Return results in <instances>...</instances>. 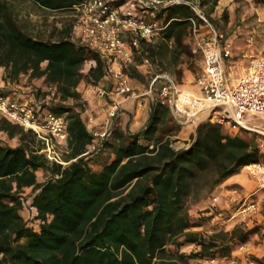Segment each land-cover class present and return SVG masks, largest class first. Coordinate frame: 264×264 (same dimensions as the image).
<instances>
[{"label":"trees","instance_id":"16d2710c","mask_svg":"<svg viewBox=\"0 0 264 264\" xmlns=\"http://www.w3.org/2000/svg\"><path fill=\"white\" fill-rule=\"evenodd\" d=\"M82 1L0 0L4 81L21 83L28 76L30 95L38 102L54 94L50 109L67 115L70 134L66 165L41 154L45 146L33 131L5 118L0 122L1 130L20 140L17 147L0 146V264H189L218 253L231 255L249 241L251 231L243 224L211 236L192 231L202 223L191 217L189 204L264 159L256 136H232L222 125L206 121L189 147L177 149L181 121L158 95L143 130L123 128L115 118L110 136L96 138L82 116L78 88L83 81L99 85L109 74L107 60L73 40L72 23L33 30L24 13L29 3L45 14H71ZM210 1L216 5L220 0L201 4ZM164 15L170 25L155 38L160 41L142 40L141 50L166 68L168 58L178 64L189 53L186 39L194 21L198 27L203 22L186 4L163 9L157 18ZM91 61L95 66L86 71ZM36 80L51 88L44 98ZM96 143L97 149L88 153ZM39 170L50 172L46 181H38ZM27 188H32L30 204L23 197ZM28 208L34 211L31 219L23 213ZM190 244L198 250L182 251Z\"/></svg>","mask_w":264,"mask_h":264},{"label":"built area","instance_id":"2783aa9c","mask_svg":"<svg viewBox=\"0 0 264 264\" xmlns=\"http://www.w3.org/2000/svg\"><path fill=\"white\" fill-rule=\"evenodd\" d=\"M115 1L83 0L74 6L78 20L73 40L98 52L107 60V77L113 83L111 91L102 84L97 86L98 96L111 97L112 102L105 127L94 132L96 138L102 140L110 136L109 120L119 114L122 98L134 93L131 77L125 66L134 62L136 54H140L143 56L144 66L152 73V89L160 86V100L172 107L181 122L185 118L187 122L198 121L196 124L199 126L202 121L199 117L208 113L211 121L230 131L239 133L240 130H245L264 139V56L253 60L247 72L231 84L227 76L226 61L233 55L232 45L210 19L200 0H128L119 6ZM181 4L191 6L203 22L198 27L194 21L193 32L205 54L204 72L197 80L199 89L197 92H188L186 99H183L185 91L176 77L159 70L150 56L141 50L142 40H154L170 25V22L161 24L156 20L148 21L146 15ZM137 10L143 15L137 14ZM87 64H90V68L95 66L94 61ZM53 95L36 102L13 98L0 88V113L11 123L26 131H33L43 142V152L49 160L64 163L58 158L55 148L57 145L68 144L69 119L66 114L59 115L50 109ZM260 147H264V141L260 143ZM96 149L97 143L90 147L88 153ZM242 171L247 172L259 188L248 194L238 186L220 185L219 190L216 192L217 188L210 195L207 211L210 213L212 228L207 230V235L215 233V224L223 227L239 223L250 225L252 216L260 211V202L255 200V196L264 192V159L246 165ZM222 197L233 206L226 217L217 205ZM237 248L246 252L250 250L248 242L240 243ZM202 260L206 264H257L253 258L243 262L238 257L219 253Z\"/></svg>","mask_w":264,"mask_h":264},{"label":"crops","instance_id":"0c3cea01","mask_svg":"<svg viewBox=\"0 0 264 264\" xmlns=\"http://www.w3.org/2000/svg\"><path fill=\"white\" fill-rule=\"evenodd\" d=\"M233 0H220V6L219 8L228 9L231 10L234 7L237 8V5L235 2H232ZM257 12L260 13V16L262 19H264V10L256 8ZM225 11V10H224ZM212 20V19H211ZM213 21V20H212ZM210 37V36H208ZM198 39V38H197ZM227 39L229 43L232 45V52L233 55L230 59L226 61V70H227V76L231 82V84L235 83L242 75H244L248 68L251 65L252 57L258 55V53H261L264 51V48H258V45L252 46V28H238L235 30H232L227 34ZM128 65V64H127ZM205 66V62H204ZM140 71L143 73L144 64H140L137 66ZM148 68V67H147ZM143 69V70H142ZM149 69V68H148ZM150 71V69H149ZM4 75H5V68L0 66V88L3 92L10 95L13 98H18L21 100H30V101H36L35 97H32L30 95V92L32 90L31 86H20V83H6L4 81ZM192 75H190L189 71H185V83L180 84L181 88L185 91L186 89H189L190 91L197 92L198 86L197 83L192 82ZM23 79H28L27 76H23ZM25 80V81H26ZM235 81V82H234ZM23 82V80H22ZM132 85L134 87V95L126 98H122L121 100V106L120 111L117 117L111 118L108 123L109 129H111V125L113 120L116 121L114 123H119L117 125H121L123 128H128L133 132H139L143 130L151 117L152 114V106L156 99V94L153 92V89L145 91L141 90L139 93H135V84L134 81L131 78ZM100 84L106 86L108 90L113 89V83L110 80L109 77H106ZM158 85V90H159ZM20 88H23V90H20ZM51 88H49L50 91ZM78 90L82 93L83 99V109H82V116L86 120V123L90 130L93 132H96L98 130H102L105 127L106 120H108V109L109 104L112 102L111 97L106 98H100L99 96L94 94V90L86 87L79 86ZM30 91V92H29ZM11 93L17 94L12 95ZM151 94V95H150ZM42 101V98L39 99V102ZM128 116V117H127ZM208 118V113H203L199 119L205 120ZM4 119L3 115L0 113V122ZM198 122V121H197ZM196 122V123H197ZM195 122H187L181 129L179 133V137H182L184 139H187L189 135L194 134L196 131V128L198 125ZM230 135L236 136L239 133L230 131ZM10 136L7 132L0 129V146H12L17 147L20 144H10L9 141ZM67 163V162H66ZM42 173V174H41ZM44 170L42 172L38 171V181L44 182L46 180H43L41 178H44L45 175H47V179L50 176V172L45 174ZM49 174V176H48ZM231 186H238L240 187L244 192L251 194L252 193V178L251 176L245 172L241 171L238 174H235L234 176L230 177L225 183L222 184L221 187H231ZM27 190H30L32 192V188H27ZM219 190V188L216 190V192ZM31 192L28 196V204L32 202L31 198ZM210 204V196L203 197L200 201L195 202L192 204L191 208L189 209L191 217L194 220H199L202 225L199 227H194L191 230L192 231H199L202 232L204 230V223L203 220L208 221V225H211L209 221L210 213H208L207 209ZM218 209L220 211H223L224 217L228 216V214L233 210V206H231L226 198L222 197L220 201L218 202ZM29 214H33L34 211L28 210ZM201 212V213H200ZM24 215L26 216L27 209L24 210ZM203 215V216H201ZM204 217V218H203ZM233 224L225 225L224 227L220 225V227L225 228L226 230H229L231 227H233ZM210 227V226H208ZM249 251H241L238 248L233 250L230 256L238 257L243 262H246L248 258H253L257 261V264H264V261L260 263L259 261H262L264 257V253L257 254L256 252H252V238L249 239ZM198 246L196 244H190L186 245L182 248V251H189L193 252L198 250ZM191 264H206L205 261L195 259L191 262Z\"/></svg>","mask_w":264,"mask_h":264},{"label":"rangeland","instance_id":"374dc122","mask_svg":"<svg viewBox=\"0 0 264 264\" xmlns=\"http://www.w3.org/2000/svg\"><path fill=\"white\" fill-rule=\"evenodd\" d=\"M201 1V0H200ZM232 2H235L237 5V8L234 7L231 10L224 9L223 6L222 8L218 9V6H220V3L214 5L213 1H210L204 6V10L207 12L209 15L210 19L213 20V23L218 27V29L225 35L227 38V34L231 32L232 30L238 29V28H252V46L258 45V48L263 49L264 48V19L260 16V13L257 12L256 8L258 9H263L264 10V0L259 1V0H233ZM24 13L28 17V20L30 21V24L32 25V28L36 30H44L47 27H51L55 23H57L60 27L63 26L65 22L67 23H72L73 24V30L74 27L77 24V12H72L71 14L69 13H61V12H54L51 14H45L44 12H41L37 8L29 5V3H26L24 6ZM30 13V15H29ZM137 14L143 15L141 11H136ZM157 12L151 13L149 15H146V18L148 21H158L161 24H164L167 22V15H164L161 18H157ZM48 30H51V28H48ZM153 41V40H152ZM160 40L155 39L153 42L158 43ZM151 42V41H149ZM186 44L190 46V51L188 54L182 55L181 59L179 60L178 64H170L171 57L166 60L167 67L165 68L164 65H162L158 59L154 60V63L158 66V69L164 72H168L172 74L173 76L176 77L177 81L180 84L185 83V71H189L190 75H192V82L197 83V80L199 77L203 74L204 72V62H205V54L203 52V49L201 48L199 44V40L197 39V35L192 31L189 37L186 39ZM149 54V53H148ZM264 56V51L261 53H258V55L252 57V60H255L257 58H260ZM143 63V58L140 56V54H136V58L134 62L128 64L125 66L126 72L131 76L132 80L134 81V86H135V93H139L141 90H151L152 89V73L149 71V69L146 67L144 68L143 73L140 71V69L137 67L138 65ZM90 69V64H87L85 67L86 71H89ZM135 70H137V74H142L141 76L136 75ZM143 70V69H142ZM132 74L136 75V77H132ZM28 78V76H27ZM23 82H21L19 85L20 86H28L29 80L23 79ZM26 80V81H25ZM35 86L40 88L41 95L44 98L45 95L47 94L46 92H49V88L45 86V83L43 80H36L35 81ZM82 87L90 88L94 90V94L98 96L97 92V86L98 85H93L87 81H83L81 84ZM20 90H23V88H20ZM185 91H190L189 89H186ZM30 92V91H29ZM153 92L157 93L156 98L159 95L158 88H153ZM46 93V94H45ZM134 95L131 94L130 96ZM151 95V94H150ZM130 96H125L124 98H128ZM33 97V96H32ZM82 103V102H81ZM110 106V104H109ZM108 106V107H109ZM128 117V116H127ZM206 121H211L210 118H207L205 120H202L199 125L203 122ZM213 122V121H212ZM187 123L185 118H182V127ZM198 128V127H197ZM196 128V130H197ZM225 132L228 134L230 133V130L226 127H223ZM180 133V132H179ZM178 135L175 137L174 141V146L177 149L181 148H187L189 147L192 142H193V135H189L187 139H184L182 137H179ZM243 137H249V136H256L257 139V144L259 146V149L261 151V154L264 157V147H260V143L264 141L263 138H259L258 135L252 132H248L245 130H240L239 134ZM9 141L11 142L10 144L15 145L20 144L19 136L15 137H10ZM56 153L58 158L66 163L64 161V158L67 154V146L66 145H57L56 148ZM41 154H45L43 151H41ZM51 161V160H50ZM55 162V161H52ZM91 164L95 167L98 168L100 167V162L98 161H92ZM42 172V170H39ZM242 171V170H241ZM240 171V172H241ZM45 174H47V171ZM42 174V173H41ZM47 175L44 176V178H41L43 180H47ZM49 176V174H48ZM233 187V186H231ZM259 188L258 184L252 179V192H255ZM30 190H25L23 193L24 198H28L30 194ZM212 194V193H211ZM211 194H208L206 196H210ZM204 196V197H206ZM255 200H258L260 202V211L252 216V221L250 222V225L247 223H242L247 227L248 230L251 231L250 234V239L252 238V252H256L257 254L264 253V192L261 191L255 196ZM195 202H191L189 204V209L191 208L192 204ZM29 208L27 209L26 217L28 219H31L30 216L33 214H29ZM201 213V212H200ZM203 216V215H201ZM204 218V217H203ZM209 217V221H210ZM36 223V222H34ZM203 225H204V230L202 232L206 233L208 229L212 228V225H208L207 220H203ZM239 224H234L233 227H231L229 230H233L237 225ZM247 224V225H246ZM210 226V227H208ZM217 226V227H216ZM213 228L215 229V233L218 232V230H226L225 228H221L219 224L213 225ZM214 233V234H215ZM207 234V233H206ZM211 236V235H209ZM250 243V242H248ZM173 248V247H170ZM187 254H190L189 251H185ZM195 260L192 259L190 260L189 264ZM264 261V257L262 261H259L262 263ZM182 264V263H181Z\"/></svg>","mask_w":264,"mask_h":264},{"label":"bare ground","instance_id":"6f19581e","mask_svg":"<svg viewBox=\"0 0 264 264\" xmlns=\"http://www.w3.org/2000/svg\"><path fill=\"white\" fill-rule=\"evenodd\" d=\"M235 82V81H234ZM189 92H191V91H189ZM188 91H185V94L183 95V99H186L187 98V96H188Z\"/></svg>","mask_w":264,"mask_h":264}]
</instances>
